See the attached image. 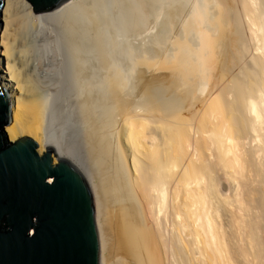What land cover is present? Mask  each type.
Segmentation results:
<instances>
[{"label": "bare ground", "instance_id": "1", "mask_svg": "<svg viewBox=\"0 0 264 264\" xmlns=\"http://www.w3.org/2000/svg\"><path fill=\"white\" fill-rule=\"evenodd\" d=\"M190 2L2 0L4 133L51 141L28 34L45 22L88 154L56 141L53 162L89 185L99 264H264V0Z\"/></svg>", "mask_w": 264, "mask_h": 264}, {"label": "water", "instance_id": "2", "mask_svg": "<svg viewBox=\"0 0 264 264\" xmlns=\"http://www.w3.org/2000/svg\"><path fill=\"white\" fill-rule=\"evenodd\" d=\"M28 1L39 13L66 0ZM9 117L0 84V264H99L86 179L65 156L53 162L56 138L42 152L28 136L8 140Z\"/></svg>", "mask_w": 264, "mask_h": 264}, {"label": "rangeland", "instance_id": "3", "mask_svg": "<svg viewBox=\"0 0 264 264\" xmlns=\"http://www.w3.org/2000/svg\"><path fill=\"white\" fill-rule=\"evenodd\" d=\"M192 2L193 0H191L189 8L190 6L192 7ZM28 34H30L33 39V47L31 45L32 53H30V55L33 58L32 60L35 61H32L33 65L30 67L31 69L33 68L32 70L34 72V76L36 75L35 80L38 79V84L41 85V87L39 86L41 88H39V91L42 92V95L45 96L44 98L47 99L41 127L42 135L47 139L56 138L59 144H63V148L65 144L66 149L68 148V150L74 153L75 156L79 158L85 157L86 159L88 154L86 152L84 142L82 143L83 138H81L84 134V126L82 121L75 114V109L72 108L74 107L72 105L74 104L73 102L75 101V96L72 95L71 90H68L63 85L67 76L68 80L66 81H69V75H65L66 77H64L60 71L62 61L61 57L63 55L62 44L57 43L56 38L53 36V30L45 22H33V24L29 27ZM36 48L38 49L36 50ZM163 58L164 55L159 57L157 61L159 62ZM66 89L71 91V94L66 91ZM69 94L72 95L73 98L71 96L70 97L73 100L69 97ZM68 102H72L73 104H69ZM23 136H29L35 141V138L31 134L25 133ZM111 222V233L113 234L112 248L113 253H115V251L119 250L117 247V236H115L116 232H114V225H112L114 224L113 220H111Z\"/></svg>", "mask_w": 264, "mask_h": 264}]
</instances>
